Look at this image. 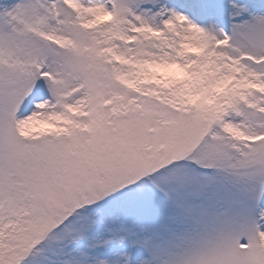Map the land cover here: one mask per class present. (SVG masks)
<instances>
[{
	"label": "snow or ice",
	"instance_id": "obj_1",
	"mask_svg": "<svg viewBox=\"0 0 264 264\" xmlns=\"http://www.w3.org/2000/svg\"><path fill=\"white\" fill-rule=\"evenodd\" d=\"M0 264H264V0H0Z\"/></svg>",
	"mask_w": 264,
	"mask_h": 264
}]
</instances>
